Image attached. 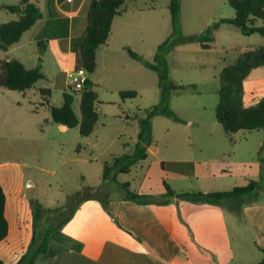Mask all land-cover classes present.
<instances>
[{"label": "crops", "instance_id": "1", "mask_svg": "<svg viewBox=\"0 0 264 264\" xmlns=\"http://www.w3.org/2000/svg\"><path fill=\"white\" fill-rule=\"evenodd\" d=\"M92 1L38 0L41 19L22 39L29 35L27 43L36 42L39 53L51 49L59 60L61 74H64L63 68H75V44L87 30ZM151 12L152 8L143 9L134 3L117 16L109 40L97 51V64L100 49L103 48L108 55L110 41L115 36H118L115 37V46L126 49L128 53L130 48L127 46L130 45L125 43L124 32L137 18L152 23L154 17ZM18 18V15L11 14L10 21ZM21 40L8 51H3L5 60L13 59L16 49L24 47ZM150 41L147 40L148 43L138 50H130L153 62L159 45ZM128 56L133 59L129 53ZM42 60L39 55V62ZM133 60L140 62L139 69L145 76L153 77L148 72L152 70L143 61ZM67 78V75L59 77L55 86L62 87V81L66 83ZM89 80L92 82L90 75ZM135 89L126 86L120 92ZM245 89L249 94L248 101H244L245 106L256 105L264 97V77L245 83ZM27 93L29 91L24 95ZM132 99L122 98L121 103L126 106V101ZM126 112L123 110L122 116L127 120L123 129L133 126V130L122 138L121 153L112 155L108 161L131 152L137 142L140 131L136 119L138 113L129 116ZM158 117L152 120L153 144L148 148L146 159L125 173L132 176L133 182H122L129 183L132 191L152 196L155 203L139 204L128 200L125 192L120 190H114L117 196H113V192L109 193L113 181L109 182L105 189L107 206L98 200L78 201L74 215L61 231L62 235L54 237L48 252L40 256L36 264H259L264 256V199H259L260 182L264 180V132L239 131L229 136L223 130L222 135L215 137L212 133L208 137L189 136L181 144L166 137L163 155L155 130ZM254 155L260 156L261 164L254 161ZM254 167L258 179L251 175ZM8 173L6 164L0 160V184L6 195L5 216L9 223L8 235L0 242V260L5 264H17L32 242L35 225L31 200L22 210L17 200L22 199L23 188L12 185ZM231 178H234L233 182L229 180ZM193 180L197 184L193 185ZM151 181L157 183L155 187L151 186ZM251 181L257 182L258 187L256 193L243 199L240 215L229 208L225 210L223 206L227 205L192 203L167 196L166 186L175 193H210L245 187ZM205 182H209L211 187H206ZM229 184H232V189H227ZM117 187L120 188L118 184ZM44 222L43 219L39 221L38 231ZM231 243L238 246L236 251L231 249Z\"/></svg>", "mask_w": 264, "mask_h": 264}, {"label": "rangeland", "instance_id": "2", "mask_svg": "<svg viewBox=\"0 0 264 264\" xmlns=\"http://www.w3.org/2000/svg\"><path fill=\"white\" fill-rule=\"evenodd\" d=\"M124 1L126 9L134 3L143 9L152 8L154 17L152 23L149 20L142 22L138 18L132 22V27L123 35L125 43L130 45L128 48L138 50L149 39L152 44L160 46L172 35L169 12L171 0ZM1 2L16 4L19 0ZM179 3V30L184 36L200 35L213 23L235 16V10L228 0H179ZM10 20L11 13L0 9V24ZM28 36L26 34L21 40L25 45L17 48L12 58L20 61L26 68L40 65L45 79L37 82L26 95L0 88V160L6 164L12 185L18 189L23 188L22 199L17 200V203L20 201L22 210L29 199L32 214L33 201H38L43 207L48 206L46 209L65 206L59 216L47 214V224L46 221L43 224L46 226L48 222H56L61 216L70 213L81 197L76 194L91 187L88 184L96 189L102 186L105 162L112 155L121 153L122 138L130 135L133 130V126L123 129L127 123L122 116L123 110L129 116H133L135 112L146 116L148 110L160 102L161 91L157 74L148 71L153 77L145 76L139 69L140 62L131 59L126 49L115 46V37L118 36L113 37L108 55H105L103 48L100 49L96 71L90 74L92 89L97 93L99 101L98 122L93 133L84 137L80 134L79 127L63 128L52 121L49 107L63 105L64 93L70 92L71 80L67 78L66 83L63 80L62 87L55 86L59 77L66 76L60 72L59 60L51 49L39 53L36 42L27 43ZM172 42L175 43L174 49L165 57L169 66V79L182 88L171 92L169 103L182 122L163 116L155 120L156 135L161 142L163 155V141L166 142V137L181 144L189 136L208 137L212 133L215 137L223 134L215 112L219 102L221 72L226 66L234 64L243 51L264 46V36L243 35L235 26L222 24L215 31L208 49L202 48L197 42L182 43L175 35L172 36ZM39 55L43 58L41 62ZM0 59H6L1 50ZM143 70L147 72V69ZM261 77H264V68L254 70L245 83ZM126 86L136 88L131 91H136L137 96L126 101L125 106L121 103L123 100L119 93ZM78 95H75L73 104L77 114L80 100ZM248 97V90L245 89L244 101H248ZM171 126L174 128L171 129ZM254 161L261 164L260 156L258 158L254 155ZM255 170L254 167L251 175L258 179ZM233 179L229 180L233 182ZM118 181L133 182V178L130 174H123L119 175ZM115 183L113 182L109 191L110 194L113 192V196H117L115 191L124 192ZM150 184L155 187L157 183L151 181ZM192 184H197L196 180ZM210 185L205 182L206 187ZM231 185L227 189H232ZM260 186L259 199L262 201L264 180L260 182ZM223 207L225 210L228 208ZM230 245L235 251L238 248L236 243Z\"/></svg>", "mask_w": 264, "mask_h": 264}, {"label": "trees", "instance_id": "3", "mask_svg": "<svg viewBox=\"0 0 264 264\" xmlns=\"http://www.w3.org/2000/svg\"><path fill=\"white\" fill-rule=\"evenodd\" d=\"M235 10V16L231 19H222L210 25L200 35L184 36L179 30L180 3L179 0H171L169 10L171 13L172 35L163 42L157 50L153 62L144 60L143 57L128 49L129 55L144 64L159 77L161 91L160 102L151 107L146 116L136 115L139 123V134L133 150L121 156L113 157L104 164L103 184L98 189L85 188V192H79L78 201L98 200L107 206L106 193H103L109 182H116L125 192L126 199L139 204H153L152 196L142 195L130 189L129 183L118 181L119 174L129 173L131 168L140 161L146 159L148 148L153 144L152 120L156 116H163L182 122L181 118L171 108L169 97L173 90L182 88L173 84L169 79V66L166 60L173 49L172 36H178L182 43L197 42L202 48H210L214 39V33L222 24L235 26L243 35L260 34L264 36V0H228ZM0 7L11 14L19 16L0 25V50L8 51L13 45L20 42L23 35L29 31L41 19V9L38 0H19L16 4L2 5ZM125 8L124 0H93L88 11V26L84 35L75 44V68H84L88 74H93L97 68V51L109 40L114 19L121 15ZM264 68V46L243 51L238 60L226 66L220 75L219 102L216 106V119L223 127L224 132L232 136L239 131H263L264 132V97L260 98L256 105L246 107L243 94L245 81L253 70ZM45 79L40 66L26 68L16 59H0V88L9 91L26 93L33 89L35 84ZM93 83L88 80L85 89L78 95L79 114L74 110V93H64V103L61 107L50 106L51 119L54 123L66 128L79 127L82 136H90L98 122V95L92 89ZM46 95V94H44ZM123 99H132L137 96L135 91H122ZM49 106V105H48ZM165 185V184H164ZM166 186V185H165ZM258 183L251 181L248 186L236 187L231 191L210 193H175L167 188V196L190 201L192 203H205L211 205H227L236 214H241V204L245 197L256 193ZM103 193V195H102ZM78 206V204H77ZM6 195L0 184V242L5 240L9 232V223L5 216ZM65 206L46 209L38 201H33L34 235L27 251L22 255L17 264H36L38 258L46 254L55 236H61L63 227L75 213L76 206L65 216L56 222L54 220L43 225L38 231V223L45 220L47 214L59 216ZM264 254V249H262ZM0 264H5L0 260ZM259 264H264L263 259Z\"/></svg>", "mask_w": 264, "mask_h": 264}, {"label": "built area", "instance_id": "4", "mask_svg": "<svg viewBox=\"0 0 264 264\" xmlns=\"http://www.w3.org/2000/svg\"><path fill=\"white\" fill-rule=\"evenodd\" d=\"M62 72L71 80L69 84L71 93L80 94L85 89L89 74L84 68H63Z\"/></svg>", "mask_w": 264, "mask_h": 264}, {"label": "water", "instance_id": "5", "mask_svg": "<svg viewBox=\"0 0 264 264\" xmlns=\"http://www.w3.org/2000/svg\"><path fill=\"white\" fill-rule=\"evenodd\" d=\"M18 92H20V91H18Z\"/></svg>", "mask_w": 264, "mask_h": 264}]
</instances>
